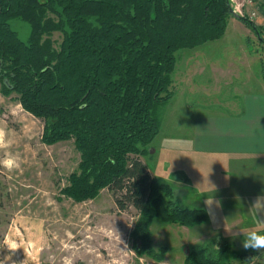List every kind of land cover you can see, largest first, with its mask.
<instances>
[{
  "label": "rangeland",
  "instance_id": "374dc122",
  "mask_svg": "<svg viewBox=\"0 0 264 264\" xmlns=\"http://www.w3.org/2000/svg\"><path fill=\"white\" fill-rule=\"evenodd\" d=\"M230 1L233 12L261 31L233 14L222 37L176 52L173 96L158 109L160 131L140 157L182 206L205 209L208 219L193 227L155 219L152 250H142L138 210H120L107 188L85 202L67 197L64 189L80 162L74 139L44 144L43 121L0 84V128L21 163L12 171L0 167V264H64L66 257L72 264H184L199 248L224 256L222 264H264V250L244 249L241 234L264 233V156L193 148L194 131L199 148L215 145L205 123H196L198 115L236 113L264 92V0ZM10 26L29 40L28 22L12 19ZM50 37L58 48L62 33Z\"/></svg>",
  "mask_w": 264,
  "mask_h": 264
},
{
  "label": "trees",
  "instance_id": "16d2710c",
  "mask_svg": "<svg viewBox=\"0 0 264 264\" xmlns=\"http://www.w3.org/2000/svg\"><path fill=\"white\" fill-rule=\"evenodd\" d=\"M232 15L230 0H0L4 93L15 92L43 121L44 144L74 139L80 162L67 197L85 202L107 188L120 210H138L144 251L152 250L155 219L187 227L208 219L205 209L182 206L140 157L160 131L158 109L173 96L176 52L222 37ZM12 19L31 26L27 42ZM53 31L63 36L58 48ZM206 250L192 251L184 264L224 262Z\"/></svg>",
  "mask_w": 264,
  "mask_h": 264
},
{
  "label": "crops",
  "instance_id": "0c3cea01",
  "mask_svg": "<svg viewBox=\"0 0 264 264\" xmlns=\"http://www.w3.org/2000/svg\"><path fill=\"white\" fill-rule=\"evenodd\" d=\"M259 94L252 97L261 96V99H257L258 101L253 102L251 106L249 104L244 106L242 102L236 113L198 115L196 123H205V133H209L208 135L211 140H214L215 145H211L209 148H199L194 131V152L225 155L256 153L254 155L264 156V92ZM206 125H209L210 129L206 128Z\"/></svg>",
  "mask_w": 264,
  "mask_h": 264
},
{
  "label": "clouds",
  "instance_id": "9594fccd",
  "mask_svg": "<svg viewBox=\"0 0 264 264\" xmlns=\"http://www.w3.org/2000/svg\"><path fill=\"white\" fill-rule=\"evenodd\" d=\"M12 141L9 139L8 133L4 128H0V150L4 151V158L0 159V167H3L9 171L13 169H19L21 167L20 159L14 153L8 151L10 149ZM209 203V202H208ZM258 204V201L256 202ZM212 204V201L209 205ZM243 235L242 247L244 249L252 250H264V233L256 230H250ZM64 264H72L70 258H65Z\"/></svg>",
  "mask_w": 264,
  "mask_h": 264
},
{
  "label": "water",
  "instance_id": "95a60500",
  "mask_svg": "<svg viewBox=\"0 0 264 264\" xmlns=\"http://www.w3.org/2000/svg\"><path fill=\"white\" fill-rule=\"evenodd\" d=\"M235 17H240V15H238L237 13L233 12Z\"/></svg>",
  "mask_w": 264,
  "mask_h": 264
},
{
  "label": "built area",
  "instance_id": "2783aa9c",
  "mask_svg": "<svg viewBox=\"0 0 264 264\" xmlns=\"http://www.w3.org/2000/svg\"><path fill=\"white\" fill-rule=\"evenodd\" d=\"M240 12V11H239Z\"/></svg>",
  "mask_w": 264,
  "mask_h": 264
}]
</instances>
